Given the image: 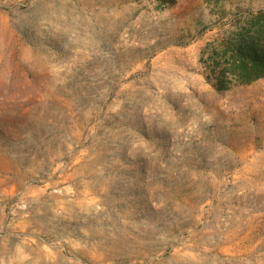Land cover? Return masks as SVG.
<instances>
[{
    "label": "rangeland",
    "instance_id": "obj_1",
    "mask_svg": "<svg viewBox=\"0 0 264 264\" xmlns=\"http://www.w3.org/2000/svg\"><path fill=\"white\" fill-rule=\"evenodd\" d=\"M261 15L0 0V264H264V77L226 50Z\"/></svg>",
    "mask_w": 264,
    "mask_h": 264
},
{
    "label": "trees",
    "instance_id": "obj_2",
    "mask_svg": "<svg viewBox=\"0 0 264 264\" xmlns=\"http://www.w3.org/2000/svg\"><path fill=\"white\" fill-rule=\"evenodd\" d=\"M175 3V0H163ZM258 23L252 25V29L241 34L239 40L229 42L227 51H231V59H227L230 65L229 72L236 80V85L250 84L264 77V16H257ZM227 53V52H226ZM229 86L222 84L220 88Z\"/></svg>",
    "mask_w": 264,
    "mask_h": 264
},
{
    "label": "bare ground",
    "instance_id": "obj_3",
    "mask_svg": "<svg viewBox=\"0 0 264 264\" xmlns=\"http://www.w3.org/2000/svg\"><path fill=\"white\" fill-rule=\"evenodd\" d=\"M83 190V189H82ZM74 194L77 196V200L71 204L69 206V210L73 211L74 209L75 210H82V209H85V208H89L91 205H92V200H90V197H88V192L85 190V191H74ZM86 200L87 203L84 201ZM69 203V202H68ZM61 205V203H60ZM59 205V206H60ZM64 205V204H62ZM58 206V205H57ZM65 206V205H64ZM85 222V221H84ZM99 222V221H98ZM96 223V221H95ZM85 228H90L91 231L95 232V233H100V230L96 228H92V227H85ZM107 234V232H106ZM83 235V234H82ZM121 237V236H120ZM138 237H150V234L149 233H145V232H142L140 229L138 228H127L124 230L123 234H122V239H126V238H131V239H136ZM120 239V238H119ZM74 241V240H73ZM73 241H70V245L72 247H76L77 248V243L73 242ZM38 248V247H37ZM46 248V247H45ZM43 249V248H42ZM121 250V249H119ZM51 251V250H49ZM53 251V250H52ZM51 251V252H52ZM83 251V250H81ZM103 251V250H102ZM59 252V251H58ZM39 253V252H38ZM37 253V254H38ZM42 253V252H41ZM53 254V253H52ZM148 254V253H147ZM39 255V254H38ZM42 255V254H41ZM58 255V254H57ZM61 255V254H60ZM89 256V255H88ZM49 258V257H48ZM36 260V259H35ZM38 260V259H37ZM45 260V259H44ZM42 259V261H44ZM92 260V259H91ZM90 263V262H89Z\"/></svg>",
    "mask_w": 264,
    "mask_h": 264
}]
</instances>
